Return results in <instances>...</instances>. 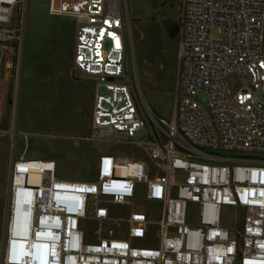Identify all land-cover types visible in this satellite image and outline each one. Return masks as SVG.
<instances>
[{"label":"built area","instance_id":"2783aa9c","mask_svg":"<svg viewBox=\"0 0 264 264\" xmlns=\"http://www.w3.org/2000/svg\"><path fill=\"white\" fill-rule=\"evenodd\" d=\"M28 3L0 0V42L18 57ZM52 3L77 21L76 70L97 80L89 140L133 144L149 162L100 155L90 181L57 177L53 159L13 162L2 264H264V0L180 1L170 125L135 96L126 0ZM30 171L43 181L20 182L26 210L16 182ZM140 184L152 208L137 200Z\"/></svg>","mask_w":264,"mask_h":264},{"label":"rangeland","instance_id":"374dc122","mask_svg":"<svg viewBox=\"0 0 264 264\" xmlns=\"http://www.w3.org/2000/svg\"><path fill=\"white\" fill-rule=\"evenodd\" d=\"M180 1L126 0L128 27L131 34L129 58L139 70L135 96L143 112L150 111L151 108L153 115L166 125L175 122L178 70L176 68L177 72L175 71V59H167L166 64L161 62V59L166 45L165 38L167 35L171 37L173 26L177 25L179 21ZM52 10V0H29L27 16L29 25L51 27L59 23L55 19L68 21L63 17L54 16ZM176 37L179 44V33ZM42 42V47L54 46L45 43L44 40ZM40 45L41 43H39ZM61 49L63 52L66 49L63 43H61ZM169 52L175 54L177 45H174ZM83 79L84 88L86 80L89 79L88 84L94 82L93 78L90 77ZM91 109L92 103L85 96L82 110L80 113L77 112L75 116L79 125L73 126L69 119L72 113L34 107L25 104V95L21 96V102L16 109L10 133H3L0 129V196L5 192L4 186L10 191L9 196L11 195L12 171H8L11 161V159L8 161V153L12 156L14 151L17 158L25 155V158L56 160L58 168L55 174L62 179H69L66 174L69 175L72 171H79L80 176L84 175L83 172L92 171L89 160L84 162L86 166H78L71 161L75 145L91 149L94 161L99 155L116 153L123 157L143 159L149 162L144 149L133 144L118 143L112 138L89 141L88 137L92 134ZM147 132L148 129L142 130L139 137L147 134ZM83 153L76 151L75 156L81 155L83 157ZM177 171L175 177L182 179L183 174ZM8 174L10 175L9 181ZM9 200H11L10 197ZM190 206L195 209V205L191 204ZM233 214L230 209L224 210V217L228 221H231ZM93 228L92 223L82 219L81 229L87 235L93 234Z\"/></svg>","mask_w":264,"mask_h":264},{"label":"crops","instance_id":"0c3cea01","mask_svg":"<svg viewBox=\"0 0 264 264\" xmlns=\"http://www.w3.org/2000/svg\"><path fill=\"white\" fill-rule=\"evenodd\" d=\"M64 19H68V21L71 22L55 19V21L59 23L51 27H34L33 25H29L27 18L25 43L21 57H18L19 55L15 50L14 42H0V129H2L1 131L3 133H10V127L13 124L16 109L23 95H25V104L51 111L58 110L72 113L69 119L73 126L79 125L75 116L77 112L80 113L82 110L84 97L86 96L88 101L92 103V129L97 80L90 77L93 78L94 82L88 84L87 81L89 77L82 75L76 70L74 57L77 21L76 19L74 20V18ZM44 33L46 34L44 35ZM42 40L54 46L42 47ZM39 43H41L40 46ZM61 43L65 45L66 49L64 52L63 49H61ZM83 78L88 79L85 82V88L83 85ZM90 80L92 81V79ZM74 150L71 161L78 166H86L84 162L89 160L92 171L83 172L84 175L81 176L79 171H72L69 175L66 174L69 178L66 180L90 181L96 179V164L100 155L97 157L96 161H94L92 158V150L88 147L83 148L82 146L75 145ZM76 151L81 153L84 152L85 154L83 153V157L81 155L75 156ZM109 154L116 156L120 161L133 159L120 156L116 153ZM22 158H25V155H22L21 158H17L15 151L12 156L8 153V161L11 159L8 171H12L13 162ZM9 178L10 175L8 174V181ZM4 189V194L0 196V264H2L1 260L7 236L6 221L8 223L10 201V191H8L6 186H4ZM137 200L142 203V209H147L148 207L152 208V205L145 198L143 184L139 185Z\"/></svg>","mask_w":264,"mask_h":264},{"label":"bare ground","instance_id":"6f19581e","mask_svg":"<svg viewBox=\"0 0 264 264\" xmlns=\"http://www.w3.org/2000/svg\"><path fill=\"white\" fill-rule=\"evenodd\" d=\"M24 160H37V159H27V158H22ZM44 160V159H43ZM40 171H30L29 173L25 174L27 175L24 178H20L17 180L16 185H17V190L19 193V199L20 202L23 204V208L26 210H29L30 207L25 203V200L27 199V193L25 191V187L20 183L23 179L25 182H27V186H33V187H38L41 186V183L43 181V176L39 173ZM45 193V191H44ZM34 198V197H33ZM49 200V198H48ZM52 216H45V218H51ZM44 219V224L42 225L44 228L48 229L49 233H52L53 226H56V224L53 222V220L45 221ZM39 264V263H38Z\"/></svg>","mask_w":264,"mask_h":264},{"label":"trees","instance_id":"16d2710c","mask_svg":"<svg viewBox=\"0 0 264 264\" xmlns=\"http://www.w3.org/2000/svg\"><path fill=\"white\" fill-rule=\"evenodd\" d=\"M177 25H179V21L177 22ZM165 39H166V41H165L166 45H165V48L163 49V53H162L163 58L161 59L162 60L161 62L166 64L167 59H169V58L171 60H172V58H173V60L175 59V64H176L175 71L177 72V70H178V38L177 37L172 38V37L167 35V37ZM174 45H177V52L175 54H174V52L173 53L169 52L173 48ZM176 68H177V70H176Z\"/></svg>","mask_w":264,"mask_h":264},{"label":"water","instance_id":"95a60500","mask_svg":"<svg viewBox=\"0 0 264 264\" xmlns=\"http://www.w3.org/2000/svg\"><path fill=\"white\" fill-rule=\"evenodd\" d=\"M178 33H179V26L178 25H175L173 26V29H172V32H171V37H176L178 36Z\"/></svg>","mask_w":264,"mask_h":264},{"label":"flooded vegetation","instance_id":"af4514ba","mask_svg":"<svg viewBox=\"0 0 264 264\" xmlns=\"http://www.w3.org/2000/svg\"><path fill=\"white\" fill-rule=\"evenodd\" d=\"M144 129H148V131H149V130H151V126L147 125V126H145ZM144 129H143V130H144Z\"/></svg>","mask_w":264,"mask_h":264},{"label":"clouds","instance_id":"9594fccd","mask_svg":"<svg viewBox=\"0 0 264 264\" xmlns=\"http://www.w3.org/2000/svg\"><path fill=\"white\" fill-rule=\"evenodd\" d=\"M179 26V25H178ZM2 262H3V255H2ZM15 264H21L20 262H15Z\"/></svg>","mask_w":264,"mask_h":264}]
</instances>
